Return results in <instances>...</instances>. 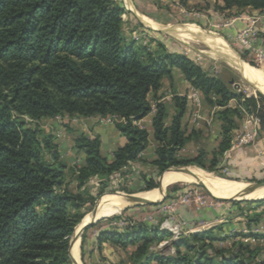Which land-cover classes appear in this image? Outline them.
Segmentation results:
<instances>
[{
  "label": "trees",
  "instance_id": "16d2710c",
  "mask_svg": "<svg viewBox=\"0 0 264 264\" xmlns=\"http://www.w3.org/2000/svg\"><path fill=\"white\" fill-rule=\"evenodd\" d=\"M213 1L212 9L224 12L226 19L247 12L264 14V0ZM122 13L117 0H0V264H70L69 237L86 201L83 193L67 188V166L53 137L39 127L42 120L115 119L125 143L110 159L101 155L98 137L80 135L74 142L84 155L74 172L77 189L97 178L99 195L110 190L111 176L136 168L148 148L150 134L138 122L151 112L149 97L159 99L163 79L172 80L173 68L202 94L207 107L218 109L219 143L210 158L203 149L192 157H179L178 152L201 130L187 132L182 124L185 97L175 93L171 105L155 102L151 120L155 156L150 165L157 176L178 166L218 174L245 113L259 118V135L264 139V97L235 92L190 58L169 52L159 40L154 52L137 47L129 39L133 32L125 29ZM260 36L264 38V32ZM232 101L236 107L229 106ZM156 187L154 179L138 175L135 192ZM174 212L189 223L211 217ZM119 220H103L108 225L95 240L98 249L107 243L122 250L127 264H264L258 260L261 250L242 242L218 249L214 242L219 237L213 233L220 226L172 241L174 254L164 256L153 247L169 237L166 231L144 223L119 228L114 224Z\"/></svg>",
  "mask_w": 264,
  "mask_h": 264
},
{
  "label": "rangeland",
  "instance_id": "374dc122",
  "mask_svg": "<svg viewBox=\"0 0 264 264\" xmlns=\"http://www.w3.org/2000/svg\"><path fill=\"white\" fill-rule=\"evenodd\" d=\"M117 2L123 8L121 18L124 22L125 29L133 32V36L129 39L134 40L137 47H145L154 52L156 50V41L159 40L169 52L179 53L190 58L205 71L213 73L221 78L223 82L227 83L235 92H241L246 96H254L255 98H258V94L264 97L251 79L247 78L240 70L232 66L228 57H230V53L234 54L241 63L262 73H264V62H259L253 54L244 51V49H241L234 42L228 41L213 25H210L206 19H204L207 16V8H213L214 3L212 1L117 0ZM144 5L150 6L151 8L147 9ZM217 14L223 17L225 15L224 12ZM149 15H156L159 20H153ZM198 18H202L204 21H199L200 19ZM145 22H148V25L145 24ZM149 23L151 24L150 26ZM181 25L197 27L198 32L204 36L220 39L227 48L226 51L217 47L214 48L213 45L207 43L205 38H201V41H190L180 38L177 34L173 36L170 33V28ZM163 29L166 30L163 31ZM178 73L180 74L177 69L173 68L171 69L172 80L169 81L167 78L163 79L162 87L157 93L159 98L157 101L171 105L172 96L178 93L175 89L173 74ZM181 78L183 79L182 75ZM180 93H190L189 95L191 97L194 96L190 89L187 93V90L182 88ZM167 97L169 98L167 99ZM157 101H153L152 97H149V102L151 104V112L149 114H152L153 111L155 112V102ZM198 105L200 116L204 119L211 118L212 121H209L210 124L208 122L205 126H192V130H202L199 131L200 133L197 138L195 137L189 141L187 145L178 152V156L181 158L192 157L196 154L198 149L205 150L210 158L211 153L215 151L219 143V138L217 137L219 123L215 119V113L210 117L212 115L211 109L204 103L202 105L198 103ZM229 106L236 107V103L232 101ZM170 113L173 114L172 108H170ZM193 115V111L190 112L191 120L194 117ZM114 123L115 119L111 117L76 119L67 116L56 117L53 120H42L38 123L45 134L53 137V141L58 147L60 160L67 166L64 171V180L67 188L75 194L83 193V198L86 201L79 210L82 214V218L74 227L69 240L79 231V225L93 210L95 204L101 201L103 196L109 194L135 195L149 192L154 189L158 190L157 179L159 176L156 175L150 165V161L153 160L155 156V143L153 139H150L148 148L141 154V157L136 163V168H129L124 170L122 174L116 173L111 176L110 190L107 192L101 195L98 194L100 185L97 178H92L86 186L77 189L74 172L77 170V165H79L81 161L80 157L83 155H80V153L76 151L75 140L80 135L87 138L98 137L100 140V150L102 148L101 155L110 159L115 150L114 147L118 144L121 145L120 141H115L116 138H114V142H107L112 136L110 128H115ZM243 123L245 126H242ZM142 124L143 126H149L148 119ZM250 124L254 125L251 126ZM259 125L260 120L256 115L250 113L244 114L238 129L234 132L238 134L237 139L246 134H251L253 131L256 132V137L250 140L248 144L237 146L235 143V146L231 148L232 138L230 148L223 153L220 160V170L218 174L196 166L189 167H196L217 178L244 182L246 184L255 183V180H264V156L260 158L257 157V141L263 140L264 142V139L259 135V129L261 127ZM184 128L187 130L188 125H184ZM230 149L232 150V154L230 153ZM139 174H144L148 178L154 179L157 187L148 191L135 192V187L138 185ZM164 190V194H160V197L156 200L158 202L156 205L131 206L121 209L117 215L112 216L120 219L114 224L119 226V228H124L128 224L144 223L152 226L158 225L160 229L161 223L165 221L170 222V227L174 233H170L164 229L163 231H166L169 237L163 240L159 245L153 247V249L164 256H171L174 254V250L170 246L172 241L185 238L191 233H197L212 228V223L209 224L210 222L208 223L204 220L194 221L197 225L185 229L186 233L183 234L180 228H177L178 224L182 223V219L175 214V210L178 208H186L188 211L193 212L202 210L217 212L222 210L224 218H222L220 223L214 225V227L220 226L221 228L218 230L217 228L219 227H216L217 230L213 233L214 236L219 237L218 241L214 242V245L218 249L230 248L234 243L242 242L244 246H248L252 250L259 248L261 251L258 254V260L264 261V200L252 202L219 201L198 183H172L165 186ZM70 212L74 213V210L70 209ZM112 217L101 218L93 226L84 230L81 238L78 239V264H127V258L120 249L117 250L116 248H112L113 251L108 249L110 250V253H107V255L109 254V259L105 257V255L103 257L95 240V237L100 231V227L105 228V226L108 225V223L103 220ZM202 221L208 223L209 226H199V222ZM194 222L190 224H194ZM181 228L183 229L182 226ZM112 253L114 256L111 255ZM118 256L120 259H118ZM154 263L155 262H152L151 264Z\"/></svg>",
  "mask_w": 264,
  "mask_h": 264
},
{
  "label": "bare ground",
  "instance_id": "6f19581e",
  "mask_svg": "<svg viewBox=\"0 0 264 264\" xmlns=\"http://www.w3.org/2000/svg\"><path fill=\"white\" fill-rule=\"evenodd\" d=\"M147 23L148 22H145V24ZM150 25L151 24L149 23V26ZM165 30L166 29H163V31ZM170 33L173 36L177 34L180 38H184L190 41H201V38L202 39L205 38L207 40V43L213 45L214 48L217 47L224 51H226L227 49L219 39H215V38L208 37V36L206 37L203 34L198 32L197 27H194L191 25H184V26L181 25V26L171 27ZM228 58L232 66L240 70L242 74H244L247 78L251 79L252 82L256 84L257 89L264 95V73L256 69H253L252 67L250 68L249 66L241 63L234 54L230 53V57ZM178 182L180 183L181 182H184V183L202 182L205 189L211 195L215 197L229 198V197L242 196V197L250 198V199L264 198V186L250 188V186L244 182H236V181H230V180H224L221 178H217L211 174L203 172L202 170L196 167H190L188 170V173L187 172H174L173 170H169L163 174V179H162L163 188L169 184L178 183ZM119 196L120 195L103 196L101 200L107 201V202L102 206V208L100 209V211L98 212L94 220L96 221L100 218H108V217L117 215L118 212H120V210L126 206V204L122 202L120 198H118ZM137 196L140 198H146L152 201H156L160 197V193L157 189H154L149 192L138 194ZM86 218L87 217H85L84 220H87ZM83 223L84 221L79 225L80 226L78 229L79 231L81 230ZM78 232L76 234H78ZM78 244H79L78 240H76L72 246V253L77 262L79 259Z\"/></svg>",
  "mask_w": 264,
  "mask_h": 264
},
{
  "label": "crops",
  "instance_id": "0c3cea01",
  "mask_svg": "<svg viewBox=\"0 0 264 264\" xmlns=\"http://www.w3.org/2000/svg\"><path fill=\"white\" fill-rule=\"evenodd\" d=\"M210 1H212L213 3H215L213 0H210ZM144 6L147 9L148 8H151L150 6H146V5H144ZM206 12H207V16L204 19H206V21L210 25H213L215 27V29L218 30L219 33H220V31L223 32V34L222 33H220V34L223 37H225L228 41H232V42H233V38H234L236 32L238 30H240L241 28H243L244 25H245L241 20H239V19L237 20L236 18L240 17V18L247 19V18L251 17L252 15H254L251 12H247L245 14H242V15H239V16H236V17H233L236 20L234 21V23H233L232 26H230V27H217L219 24H222L223 22L231 19L232 17L226 19L223 16L217 14L212 8H209ZM198 19H200L199 21H204L202 18H198ZM260 40H262V42H264V38L261 37V36H260ZM173 79L175 81L174 82L175 83V89L178 92L176 94L178 96H180V97H185L186 98V101H187V104H186V114H185V116L183 118V121H182V124L183 125H186V124L188 125L187 132H190L193 129L192 126H205L209 121H212L211 118L204 119L203 117L200 116L198 103L200 105L203 104L202 103L203 102L202 101V94L199 91H197L196 89H192V87H190V85L184 79L181 78V75L179 73L178 74H173ZM182 88H185L187 90V93H188V90L190 89L192 91V95H194V96L191 97L189 95L190 93H188V94L180 93V90ZM168 98L169 97H167V99ZM191 110L193 111V114H194L193 115L194 117L192 118V120L190 119V112H192ZM217 110L218 109L215 108V107L212 108L211 109V111H212L211 114L212 115L210 117H212L213 116V113H215ZM154 113L155 112L153 111L152 114H149L147 117H145L144 119H142L138 123V125L141 128H144V129H146L149 132V134H150L149 140L152 139V134H151V120H152V118L154 116ZM195 115H197V116H195ZM147 119H148V122H149V124H148L149 126H143L142 123L144 121H146ZM209 119H211V120H209ZM209 124H210V122H209ZM253 125L254 124H252L251 126H253ZM242 126H245V124L243 123ZM200 130H202V129H200ZM236 130L234 132H236ZM110 132L112 133V136L109 138V140L107 142H114V138H116L115 141L116 142L117 141L118 142L120 141V144H121V145L118 144L116 147H114V149H116V148L124 145L125 139L117 132V130L114 127H111L110 128ZM234 132L232 134L233 140H232L231 148L235 145V143L237 141V136H238V134H235ZM217 137L219 138V131L217 133ZM101 150H102V148H101ZM230 153L232 154V150L231 149H230ZM80 155H83V154L80 153ZM263 156H264V142H263V140L262 141H257V157L260 158V157H263ZM140 157H141V155H140ZM80 160L81 161H80L79 165H77V167H79V166L82 165V163L84 161V155L80 157ZM178 209H180V212H182V214H184V215H186V217H190V218H196V217L200 216V213L201 212L204 213V214H210L211 217H210V219H207L206 222H208V223L210 222L209 224L212 223L211 227H214V225H216L217 223H220L222 221V218H224V214L222 213V210H219L217 212L216 211L207 212V211H204V210L197 211V212H193V211H188L186 208H178ZM102 229H103V227H100V230H102ZM112 248H115V247H112V246H110L107 243H102V245L100 247V252L102 253L103 257L105 255V257L108 258V255L109 254L107 255V253H110V250L113 251ZM108 249H110V250H108ZM78 252H79V248H78ZM111 255L114 256L113 253ZM118 259H120L119 256H118ZM154 264H157V263H154Z\"/></svg>",
  "mask_w": 264,
  "mask_h": 264
},
{
  "label": "built area",
  "instance_id": "2783aa9c",
  "mask_svg": "<svg viewBox=\"0 0 264 264\" xmlns=\"http://www.w3.org/2000/svg\"><path fill=\"white\" fill-rule=\"evenodd\" d=\"M237 20H241L245 25L243 28L238 30L233 38V42L237 44L241 49L247 51L255 56V58L259 62H264V42L260 40V32H264V14L261 15H252L251 17L245 18H236ZM235 18H231L222 24H219L217 27H230L233 25ZM256 137V132L253 131L251 134H246L243 137H240L236 141L237 146H242L248 144L250 140ZM235 146V145H234ZM170 222L165 221L161 223L160 229L167 230L170 233L172 229L170 227ZM197 224H190L189 222L183 221L181 224H178L177 228H180L183 234L186 233L185 229H189ZM209 224L202 221L199 222V226L205 227ZM183 227V229L181 228ZM174 233V232H172Z\"/></svg>",
  "mask_w": 264,
  "mask_h": 264
},
{
  "label": "water",
  "instance_id": "95a60500",
  "mask_svg": "<svg viewBox=\"0 0 264 264\" xmlns=\"http://www.w3.org/2000/svg\"><path fill=\"white\" fill-rule=\"evenodd\" d=\"M161 31V30H160ZM189 166H178V167H171L168 170H166L165 172L169 171V170H173L174 172H187L189 170ZM163 172L157 179V184H158V191L160 194H164L165 190L162 187V179H163V174L165 173ZM202 188L205 189L204 185L202 184V182L198 183ZM250 186V188H255L258 186H264V182H255V183H250L248 184ZM207 191V190H206ZM208 192V191H207ZM209 193V192H208ZM110 196L113 195H118V194H109ZM138 194H132V195H120L118 198H120V200L122 202H124L126 204V207H133V206H150V205H156L158 202L157 201H152L146 198H140L137 196ZM215 197V196H214ZM217 198L219 201H238V202H252V201H260V200H264V198L261 199H250V198H245L242 196L239 197H229V198H222V197H215ZM110 201V200H109ZM107 201H100L98 203L95 204L93 210L86 216L87 220H84L83 226L81 228V230L78 232V234H75L74 236H72V238H70L69 240V244H68V257L70 260L71 264H78V262L75 260L74 255L72 253V246L75 243L76 240L80 239L82 236V233L84 232V230H86L88 227L93 226L98 220H94V218L96 217V215L98 214V212L100 211V209L102 208V206L106 203ZM101 219V218H100Z\"/></svg>",
  "mask_w": 264,
  "mask_h": 264
}]
</instances>
